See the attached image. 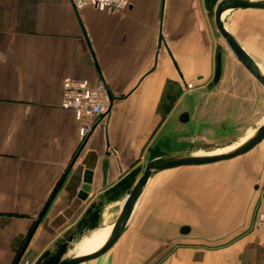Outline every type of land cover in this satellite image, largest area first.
I'll return each mask as SVG.
<instances>
[{
	"label": "crops",
	"instance_id": "0c3cea01",
	"mask_svg": "<svg viewBox=\"0 0 264 264\" xmlns=\"http://www.w3.org/2000/svg\"><path fill=\"white\" fill-rule=\"evenodd\" d=\"M222 1L129 0L115 15L0 0V264L21 254L19 264H59L96 234L85 249L100 246L149 161L264 125V88L217 29ZM222 21L264 71V10ZM69 80L108 89L109 111L85 140L62 108ZM259 214L264 140L229 161L153 175L116 244L81 264H264Z\"/></svg>",
	"mask_w": 264,
	"mask_h": 264
},
{
	"label": "water",
	"instance_id": "95a60500",
	"mask_svg": "<svg viewBox=\"0 0 264 264\" xmlns=\"http://www.w3.org/2000/svg\"><path fill=\"white\" fill-rule=\"evenodd\" d=\"M236 9H253L264 10V0H223L216 10V26L227 46L229 47L235 58L242 64V66L251 74V76L264 88V71L257 65V63L243 50L235 38L227 31L222 21V15L230 10ZM189 112L182 115L181 120L187 121L189 119ZM264 140V125L257 128L251 133L243 142L237 147L228 152L214 155H198L197 153H183L160 157L151 160L147 163L142 177L139 179L131 194L128 196L122 212L118 220L113 224L107 239L104 244L95 252L91 254H83L79 251L73 252L63 258L59 264H81L94 259H97L106 254L122 236L127 223L133 213L135 206L145 188L148 181L161 171L178 167L191 166H208L224 161H229L237 157L243 156L253 150ZM92 174L85 173V186L82 188L80 197L85 199L91 191ZM22 254L19 256L16 264L21 261Z\"/></svg>",
	"mask_w": 264,
	"mask_h": 264
},
{
	"label": "built area",
	"instance_id": "2783aa9c",
	"mask_svg": "<svg viewBox=\"0 0 264 264\" xmlns=\"http://www.w3.org/2000/svg\"><path fill=\"white\" fill-rule=\"evenodd\" d=\"M75 9L95 8L99 11H109L115 15L122 12L129 5V0H69ZM62 108L72 111L77 121L82 122L80 138L85 140L94 128V122L100 120L108 111V89L100 82L93 86L88 81H66ZM256 231L261 235L264 247V214H259Z\"/></svg>",
	"mask_w": 264,
	"mask_h": 264
},
{
	"label": "rangeland",
	"instance_id": "374dc122",
	"mask_svg": "<svg viewBox=\"0 0 264 264\" xmlns=\"http://www.w3.org/2000/svg\"><path fill=\"white\" fill-rule=\"evenodd\" d=\"M196 132V130H195ZM234 132V131H233ZM241 133V131H235L234 133H231L229 131V133H224V135L226 136L224 139L221 140H201V139H196L195 137V141L193 142V146L191 148V150H189V153H211V152H219L231 147L236 146L240 141V136L239 134ZM240 136V137H239ZM97 235V234H96ZM96 235H93L92 237L87 238L86 240H84L79 246L78 249L79 250H84L85 249V245L92 239L95 238ZM78 250V251H79Z\"/></svg>",
	"mask_w": 264,
	"mask_h": 264
},
{
	"label": "bare ground",
	"instance_id": "6f19581e",
	"mask_svg": "<svg viewBox=\"0 0 264 264\" xmlns=\"http://www.w3.org/2000/svg\"><path fill=\"white\" fill-rule=\"evenodd\" d=\"M246 139V138H245ZM244 139V140H245ZM243 140V141H244ZM243 141H241V142H243ZM240 142V143H241ZM240 143H238L236 146H234V147H231V148H228V149H225V150H222V151H219V152H211V153H197L198 155H206V154H208V155H214V154H221V153H224V152H228V151H230V150H232L233 148H235V147H237ZM108 234H109V232H108ZM107 237H108V235L106 236V238H105V240L107 239ZM104 240V238L103 239H101L99 242L101 243L102 241ZM105 240L102 242V244L100 245V246H97L96 248H95V246L94 245H92V246H87V248L85 249V250H79V252H81V253H83V254H91V253H93V252H95V251H97L103 244H104V242H105Z\"/></svg>",
	"mask_w": 264,
	"mask_h": 264
}]
</instances>
